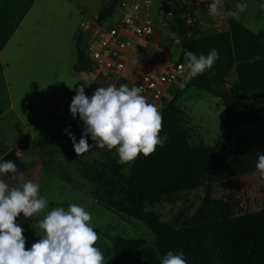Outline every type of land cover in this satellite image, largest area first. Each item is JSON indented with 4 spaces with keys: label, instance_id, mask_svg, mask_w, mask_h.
Masks as SVG:
<instances>
[{
    "label": "rangeland",
    "instance_id": "rangeland-1",
    "mask_svg": "<svg viewBox=\"0 0 264 264\" xmlns=\"http://www.w3.org/2000/svg\"><path fill=\"white\" fill-rule=\"evenodd\" d=\"M237 3H246L248 7L237 17L228 16V30L203 33L197 37L200 55L206 56L213 48L218 52L213 68L207 70L215 82L233 83L230 80L233 72L228 66V60L232 59V48L238 55L245 50H249V53L258 51L256 45L248 40H253L250 32H264V0H232L228 10H235ZM76 5L80 12L89 17L88 23L95 20L92 15L98 11L100 3L76 0ZM111 19L105 18L103 24ZM255 38L260 42L257 35ZM28 47V44H22L20 62L15 66L8 63L4 77L0 78V150L12 146L21 151L19 160L25 163L22 180L38 183L40 197L48 201L47 208L39 215L25 219L21 214L17 218L16 222L24 229L26 248H30L43 235L38 222L48 211L57 207L67 210L73 203L81 205L91 214V223L99 236L96 246L103 252L116 235L151 242L153 236L144 224L105 208L93 198V190L102 192L105 188H111L112 194H117L119 182L114 172L126 176L129 166L118 163L115 150L95 148L90 137L87 140L92 145L91 151L77 156L72 141L64 133L68 129L77 143L83 133L79 116L73 118L69 111L76 88L83 84L85 94L91 97L96 88L108 85L96 81L90 73L80 75L73 72L61 61L52 62L57 68L53 71L54 67L39 68L38 72L30 70ZM72 53L73 50L68 55L70 61H73ZM171 53L175 54L176 48H172ZM143 57L144 53L133 52L132 59L137 58L139 64ZM177 102L184 112V127L189 143L211 145L224 113L218 98L205 90L189 87L181 93ZM222 154L221 167L233 154L231 144L225 145ZM60 171L69 179L62 178ZM3 178L10 188L14 186L6 175H0V179ZM206 191L212 197L234 193L236 204L246 210L264 207V178L248 173L181 191L170 200H160L146 208L154 211L159 220L179 227L194 212Z\"/></svg>",
    "mask_w": 264,
    "mask_h": 264
},
{
    "label": "trees",
    "instance_id": "trees-1",
    "mask_svg": "<svg viewBox=\"0 0 264 264\" xmlns=\"http://www.w3.org/2000/svg\"><path fill=\"white\" fill-rule=\"evenodd\" d=\"M117 1L100 3L95 20L109 17ZM225 8H230L228 0ZM174 19L180 40L177 60L185 64L180 49L199 56L198 38L176 15ZM256 35L264 43V32L258 30ZM89 37L90 30L85 27L74 38L71 70L80 75L89 73L84 55ZM230 63L229 59V68ZM225 83L215 82L205 71L185 88L177 87L161 110L159 135L168 137L165 144L148 158L139 155L126 176L114 172L119 182L117 194L113 195L111 188L102 192L93 190L98 203L138 220L153 236L151 242L113 236L103 252L108 264H160L169 251L183 252L188 264H264V207L246 210L236 204L234 193L212 197L206 191L194 212L179 227L159 220L154 211L146 208L160 200H170L184 190L255 173L257 155L264 154V86L239 89L235 83ZM189 87L211 93L223 106L224 113L211 145H192L188 141L184 112L177 100ZM227 144H231L233 154L221 167L222 150ZM59 174L69 179L64 172Z\"/></svg>",
    "mask_w": 264,
    "mask_h": 264
},
{
    "label": "clouds",
    "instance_id": "clouds-1",
    "mask_svg": "<svg viewBox=\"0 0 264 264\" xmlns=\"http://www.w3.org/2000/svg\"><path fill=\"white\" fill-rule=\"evenodd\" d=\"M248 5L237 3L235 10H222L221 0H211L208 15L237 17ZM186 63L182 66L183 79L178 83L185 88L193 78L213 68L218 52L212 49L206 56H197L194 52L181 48ZM76 94L69 106L73 118L79 116L83 124V133L79 140L68 129L64 133L72 141L77 156L95 148L115 150L118 163L131 166L143 155L148 158L157 147H162L168 137L160 136L162 114L158 107L147 101L138 86L119 87L109 85L98 87L91 97L85 94L82 84L76 88ZM3 161V157H0ZM254 175L264 178V154L258 153ZM8 176L14 186L0 179V264H108V258L97 247L98 233L91 223V214L81 205L73 203L65 210L53 208L38 222L43 235L26 248L24 229L16 222L22 214L25 219L43 212L48 201L40 197V185L31 180L23 181L13 161L0 162V175ZM160 264H188L183 252L169 251Z\"/></svg>",
    "mask_w": 264,
    "mask_h": 264
},
{
    "label": "built area",
    "instance_id": "built-area-1",
    "mask_svg": "<svg viewBox=\"0 0 264 264\" xmlns=\"http://www.w3.org/2000/svg\"><path fill=\"white\" fill-rule=\"evenodd\" d=\"M102 3L108 0H89ZM118 0L110 22L92 21L95 28L84 47L89 73L96 81L119 87L127 84L143 89L147 101L161 112L183 79L184 65L177 60L179 37L175 15L196 37L224 32L228 16L208 15L211 0ZM226 0H221L222 10ZM231 4L232 0H228ZM176 48L172 54L171 49ZM144 53L142 62L133 58Z\"/></svg>",
    "mask_w": 264,
    "mask_h": 264
},
{
    "label": "crops",
    "instance_id": "crops-1",
    "mask_svg": "<svg viewBox=\"0 0 264 264\" xmlns=\"http://www.w3.org/2000/svg\"><path fill=\"white\" fill-rule=\"evenodd\" d=\"M88 19L78 9L76 0H0V78L4 77L8 63L15 66L20 62L23 43L29 45L30 70L38 72L39 68L54 67L53 61L65 62V66L71 67L73 61L68 60V55L73 50L74 60V38L77 31L87 25ZM229 27L230 24L226 30ZM257 31H251L253 40H248L258 51L245 50L246 53L238 55L234 47L231 50L229 70L233 77L230 80L240 89L264 86V43L257 42L254 36ZM9 149L17 156L21 154L9 146L0 150V156Z\"/></svg>",
    "mask_w": 264,
    "mask_h": 264
},
{
    "label": "water",
    "instance_id": "water-1",
    "mask_svg": "<svg viewBox=\"0 0 264 264\" xmlns=\"http://www.w3.org/2000/svg\"><path fill=\"white\" fill-rule=\"evenodd\" d=\"M90 30V34L92 33L93 29L95 28L93 22H89L87 26ZM0 157H3V161H13L19 172H22L25 169V163L19 160L18 156L15 154V152L12 149L7 150L5 153H3ZM0 161V162H3ZM10 176L11 174H6V176ZM7 176V178H8ZM9 182L14 185L13 181L8 178Z\"/></svg>",
    "mask_w": 264,
    "mask_h": 264
}]
</instances>
